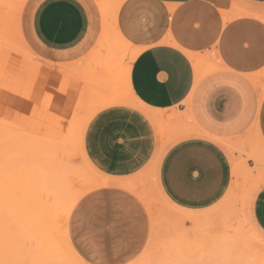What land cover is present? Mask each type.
Masks as SVG:
<instances>
[{"label": "rangeland", "instance_id": "374dc122", "mask_svg": "<svg viewBox=\"0 0 264 264\" xmlns=\"http://www.w3.org/2000/svg\"><path fill=\"white\" fill-rule=\"evenodd\" d=\"M19 1L10 3L7 0L0 8V264H78L70 256L65 239H62L65 236L74 253L85 264H264V234L255 227L250 215L252 196L264 183V148L259 142L254 138V144L237 150L239 156L234 157L236 165L232 168L230 189L219 203L204 210L181 209L170 203L158 187L152 161L132 177L115 179L103 175L99 171L101 166L110 170V164L100 159L98 164L89 160L84 148V133L91 119L93 133L94 127H98L106 117L112 120L111 111L127 105L94 110L100 107L104 98L102 94L105 92L98 90L102 77L112 74L115 78L120 65L111 66L114 70L109 67V73L105 72L107 74L92 83V60L89 56L85 60L87 64L85 61L75 62L84 64L80 68L50 77L49 70H62L66 63H52L54 61L28 48L35 55L34 59L21 50L15 40L12 23ZM97 47L100 48L98 52L107 50L104 55L107 58L121 62L119 52L108 46ZM104 65L108 64L99 66V69H104ZM130 65L128 62L122 71L124 80L128 78ZM125 87L110 91L115 97H128V105L136 108L137 103L128 95L130 86L127 81ZM68 110L75 112L69 118L75 124L74 132L69 129L72 125L68 130L63 127L64 135L61 137L60 123L55 120L59 123H56L57 129L51 121L57 116H52L57 111V114L62 113V118L69 117ZM175 118L176 115L171 114L166 120L162 115L158 131L151 123L159 140L155 158L158 155L161 158L170 146L168 142L172 134L180 131ZM64 121L62 126L71 123L68 118V125ZM56 137L62 140L65 137L64 142ZM56 140L60 146L64 143V150L60 148L62 152L58 151L60 146ZM65 150L68 158L63 155ZM61 153L67 159L61 157ZM254 156L260 157L261 169ZM122 164L125 163L115 162V166ZM70 166L71 169L66 170ZM57 167L64 171L63 174L68 171L69 182L61 183ZM103 180L114 185L91 188ZM62 190L69 191L70 195ZM42 192L44 194H39ZM59 196L65 198L64 201ZM41 200H48V207L54 205L58 212L55 210L54 213L50 207V213L37 211V203ZM27 211L32 214V233ZM42 213L53 223L46 221V224L40 220L39 223L38 217L44 218ZM174 213L184 214L187 218L176 222ZM34 228L35 232L40 229V233L36 232L38 239L43 237L40 242ZM52 231L55 235H50ZM44 237L51 241L50 245L47 243L49 246L45 244Z\"/></svg>", "mask_w": 264, "mask_h": 264}, {"label": "crops", "instance_id": "0c3cea01", "mask_svg": "<svg viewBox=\"0 0 264 264\" xmlns=\"http://www.w3.org/2000/svg\"><path fill=\"white\" fill-rule=\"evenodd\" d=\"M22 10L20 33L32 51L65 66H82L75 62L90 56L92 83L107 74L106 67L131 62L128 95L160 115L153 122L157 131L162 115L187 117L177 124L185 136L177 138L181 129L172 134L154 172L176 207L204 210L219 203L233 182L231 155L237 158V150L255 139L264 148V0H26ZM113 28L137 53L134 59L127 61L113 43ZM104 45L120 51L121 62L104 56L106 49L98 52ZM190 56L201 59L198 79ZM117 75L118 81L102 77V103L115 97L110 90L117 82L115 87L125 86V73ZM110 113L112 120L106 117L95 132L92 119L85 129L88 158L109 163L110 170H99L107 177L138 175L154 158L158 135L138 109L126 105ZM250 215L264 234V183L252 196Z\"/></svg>", "mask_w": 264, "mask_h": 264}, {"label": "bare ground", "instance_id": "6f19581e", "mask_svg": "<svg viewBox=\"0 0 264 264\" xmlns=\"http://www.w3.org/2000/svg\"><path fill=\"white\" fill-rule=\"evenodd\" d=\"M6 1L7 0H0V8L1 7H3V5H4V2L6 3ZM13 0H9V2L11 3ZM26 2V0H21V1H19V5H18V9H17V12H16V14H15V16L12 18V23L14 24V26H15V35H14V37H15V40L17 41V43H18V46L19 47H21V50L22 51H25V53L27 54V53H29L30 55H32L31 54V52L29 51V49H28V47L25 45V43H24V41H23V39H22V36H21V33H20V16H21V13H22V9H23V7H24V3ZM117 6H116V2H114V4H113V9L115 10V8H116ZM110 11H112L111 9H110ZM110 13V15H111V12H109ZM113 13V12H112ZM112 17H113V15H111ZM114 18V17H113ZM114 24V23H113ZM114 26V25H113ZM113 30H114V28H113ZM112 30V32H111V34H113L112 35V37H113V43L115 44V45H118V46H120L121 48H123L122 50H121V52H123L127 57H128V59H127V61L128 60H130V58L129 57H131V58H133L134 59V57H136V55H137V53L136 52H132V50H130V49H128V48H126V44H124V41H123V39L119 36V34H114V32H115V30L113 31ZM109 34L110 33H108V30H104V37H105V39L107 40V37L109 36ZM102 37V36H101ZM102 39V38H101ZM102 41V40H101ZM103 44H104V42H103ZM104 46H106V45H104ZM115 49V48H114ZM119 53H120V51H118ZM118 54V53H117ZM116 54V55H117ZM30 55H28V56H30ZM27 56V55H26ZM33 56V55H32ZM35 56V55H34ZM33 56V57H34ZM31 57V56H30ZM32 57V58H33ZM34 59H35V57H34ZM190 59L192 60V62H193V65H194V68L196 69L195 71H196V79H198L199 78V76L201 75L200 74V72H201V70H200V68H201V65H200V63H201V59H195L194 57H192V56H190ZM39 60V59H38ZM126 61V62H127ZM133 61V60H132ZM126 62H124V63H126ZM123 63V65H125ZM112 64V63H111ZM106 66V65H105ZM111 66V65H110ZM122 65H120V70H121V68L122 67H124V66H122ZM213 66V65H212ZM81 66H64L63 65V69L62 70H53V69H51V70H49L47 73H48V75L51 77V76H54V75H61V74H63L64 72H66V71H68V70H70V69H78V68H80ZM106 70H108V72L107 73H109V69H108V67H106L105 68ZM113 69V68H112ZM130 69V68H129ZM207 69V68H206ZM210 69V68H209ZM106 70H105V72H106ZM114 70V69H113ZM123 71V70H122ZM117 72V71H116ZM42 73V72H41ZM119 73V72H118ZM129 73V72H128ZM120 74H123V73H120ZM43 75V74H42ZM110 76L112 75V74H109ZM119 75V74H118ZM117 75V76H118ZM119 76H121V75H119ZM128 77H129V75H128ZM119 77H115V79L117 80ZM118 81V80H117ZM126 81H128V78H127V80ZM118 83V82H117ZM116 83V84H117ZM126 83V82H125ZM115 84V85H116ZM119 84V83H118ZM121 84V83H120ZM129 84V83H128ZM115 85H114V88H116V87H118V86H116L115 87ZM125 86H126V84H124ZM121 86V85H120ZM124 86V87H125ZM126 88V87H125ZM88 89L90 90V87H88ZM119 90V89H118ZM89 93H92V92H90L89 91ZM264 89H261V92H260V101L262 100V98H263V96H264ZM121 94V93H120ZM132 94V93H131ZM130 94V95H131ZM112 95V94H111ZM133 99V98H132ZM127 100H129L128 99V97L127 98H122V97H113V98H111V99H109V100H107V101H105L104 103H101V105H100V107H98L97 106V108L98 109H94V110H99V109H105L106 107H108V106H112V105H122V104H125L126 105V103H127V105H128V102H127ZM134 100V102H136L137 103V105H136V108L135 109H138L139 111H141L145 116H146V118L148 119V120H150L151 122H152V124H153V122L154 123H156V121L158 122V121H160L161 120V118H160V115L157 113V112H153L152 110H149V108H147V107H145L144 105H142L140 102H138V101H136V99H133ZM131 102V101H130ZM131 105V104H130ZM130 105H128V106H130ZM133 105V104H132ZM66 110V112H67V109H64V111ZM58 111H61L62 112V110L61 109H58ZM57 112V111H56ZM56 112H54L53 113V116H52V118L55 116H57L55 119H50L51 121H52V124H53V122H54V125L56 126V128L58 129V127H57V124H59L60 123V125H59V129L61 130V129H64V128H67V130H68V127H70L71 125L73 126H71V128H69V129H72V130H70V131H73L74 132V125L75 124H73V121H70V116H71V113L72 114H74L75 112L74 111H71L70 112V110H68V112L70 113L69 114V117L68 116H65L64 118H62V113L61 112H59V114H57ZM61 113V114H60ZM92 113H94V112H92ZM57 114V115H56ZM67 115H68V113H66ZM75 115V114H74ZM74 115H72V116H74ZM64 116V115H63ZM76 116H77V114H76ZM189 117V116H188ZM61 118L63 119L62 121H60L61 120ZM67 118H68V120L71 122L70 123V125L69 126H62V125H64L65 123H63V121L64 120H66V123L68 122L67 121ZM70 118V119H69ZM57 119H58V121H59V123H57V122H55V120L57 121ZM74 119H75V117H74ZM186 119H187V117H182L181 115H176V118L174 119L175 121H177V124L179 125V123H183L184 121H186ZM54 120V121H53ZM76 121V120H75ZM175 121H174V123H175ZM65 122V121H64ZM57 123V124H56ZM62 124V125H61ZM69 124V122L67 123V125ZM64 127V128H63ZM77 128V127H76ZM257 130V129H256ZM62 131V130H61ZM67 132H69V131H67ZM58 133H60V132H58ZM178 133H181V134H179V136L177 137V138H183L184 136H185V134H186V132L184 131V130H182L181 132H178ZM68 134V133H67ZM64 134H63V131H62V133H61V137L63 136ZM252 135H257V133H255V131H253V134ZM57 136V135H56ZM68 136H69V134H68ZM70 136H72V135H70ZM74 136V135H73ZM64 138L65 137H63V140H62V142H64ZM70 138V137H69ZM55 139H58V137H56ZM60 139H58V141H61ZM57 141V140H56ZM58 141L57 142H55V143H58ZM66 141V140H65ZM59 144V143H58ZM58 144H55L54 146H56L57 148H58ZM62 144H64V143H62ZM62 144H61V146H60V144H59V150L58 151H60V152H62L61 150H60V148H63V147H65V146H63L62 147ZM68 144H66V146H67ZM69 145H71V144H69ZM52 146H53V144H52ZM222 146L225 148V149H227V146H225V144L223 145L222 144ZM69 147V146H68ZM67 148V147H66ZM70 149V148H69ZM54 150H55V148H54ZM63 150H64V148H63ZM56 151H57V149H56ZM59 152V153H60ZM66 152H67V150H65V153L63 154V153H61V157L63 156V155H67L66 154ZM63 154V155H62ZM87 156V155H86ZM69 156L67 155V158H68ZM231 157H232V163H233V165L235 166L236 165V160L233 158V155H231ZM63 158H64V156H63ZM63 158H62V160H63ZM67 158H64V159H67ZM83 159V158H82ZM61 160V159H60ZM257 161H258V163H260L259 161L260 160H258L257 159ZM67 162V161H66ZM153 162V163H152ZM152 167L154 168V172L156 173L157 171H158V167H159V164H160V160H159V156H157L156 158L154 157V161L152 160ZM56 163H57V161H56ZM68 163V162H67ZM65 163H63V165H64ZM69 164H70V161H69ZM86 166H88V165H86ZM66 167H68L67 165H66ZM88 167H90V165L88 166ZM95 167V166H94ZM58 168V172H59V176L62 178V179H60V181H61V183L64 181V183L65 182H69L68 181V171L65 173V174H63L62 172H64V171H62V170H59V167H57ZM96 168V167H95ZM69 170V169H71V166H70V168H66V170ZM73 171H75L74 169H73ZM99 172V171H98ZM74 174V172H72L71 171V174ZM94 173V172H93ZM96 173H97V171H96ZM97 174H99V173H97ZM101 175V174H100ZM156 175V174H155ZM42 176H44V175H42ZM46 176V175H45ZM56 179V178H55ZM71 179H72V175H71V178L69 179L70 181H71ZM56 181V180H55ZM57 181H59L58 180V178H57ZM156 181V180H155ZM60 182H59V184H61ZM105 184H112V183H110V182H106V181H100V183H95V184H93V185H91V188L92 187H101V186H103V185H105ZM52 185H54V184H52ZM68 185V184H67ZM33 187V186H32ZM53 188V187H52ZM62 188H63V186H62ZM67 188V187H66ZM65 188V189H66ZM65 189H63V190H65ZM87 189H90V188H87ZM86 189V190H87ZM30 190V189H29ZM32 190V189H31ZM59 190V189H58ZM61 190V189H60ZM59 190V191H60ZM62 190V191H63ZM69 190V189H68ZM92 190V189H91ZM28 191V190H27ZM26 191V192H27ZM40 191V190H39ZM70 191V190H69ZM68 191V192H69ZM72 191V190H71ZM84 191H85V189H84ZM49 192V191H48ZM64 192V194L66 193V194H69L67 191H63ZM38 194V193H37ZM39 194H44V192H42V193H39ZM49 194H51V192L50 193H48V195ZM55 194V193H54ZM57 194V193H56ZM30 195V194H29ZM34 195H36V194H34ZM47 195V194H46ZM62 195H63V193H62ZM70 195V194H69ZM68 195V197H70ZM79 195V194H78ZM31 196H32V194H31ZM30 196V197H31ZM40 196V195H39ZM38 196V197H39ZM77 196V195H76ZM27 197V196H26ZM34 197V196H33ZM60 197V196H59ZM64 197H67V196H65L64 195ZM72 197V196H71ZM35 198V197H34ZM41 197H39V199H40ZM60 198H62V200L63 199H65V198H63V197H60ZM73 198V197H72ZM44 200H45V198H43ZM49 199V198H48ZM55 199V198H54ZM59 199V198H58ZM57 200V199H56ZM75 200V199H74ZM35 201H37V199L35 200ZM50 201V200H49ZM64 201V200H63ZM23 202V201H22ZM25 202V201H24ZM48 200L46 201V202H44L43 200H41V201H39L38 203H37V211H43V212H45V211H48V208L50 207L51 208V210H54L53 212L54 213H56V212H58L57 211V207H55L54 208V205L51 207V205H49V207H48ZM33 204V203H32ZM62 204V203H61ZM70 204V203H69ZM68 204V205H69ZM72 204V203H71ZM67 205V206H68ZM65 206H66V203H65ZM71 206V205H70ZM32 207V206H31ZM39 208V209H38ZM67 208V207H66ZM32 209V208H31ZM42 209V210H41ZM30 210V209H29ZM55 210H56V212H55ZM26 211V210H25ZM25 211H24V213H25ZM30 212V211H29ZM29 212L27 211V213L28 214H26L28 217H27V219H28V222H30V223H28L29 225H31V223H32V214L30 213L29 214ZM31 212H32V210H31ZM49 213H50V210L48 211ZM69 212V211H68ZM39 213V212H38ZM53 213V214H54ZM70 213V212H69ZM40 214V213H39ZM45 213H42L41 215H42V217H43V215H44ZM59 214V213H58ZM25 215V216H26ZM31 215V216H30ZM57 214H55V215H53V216H56ZM66 215V214H65ZM70 215V214H69ZM173 215H175V216H173V218H174V220L176 221V222H183V219H185V218H187L184 214H176V213H174ZM38 216V215H37ZM62 216H64V215H62ZM177 216V217H176ZM31 217V218H30ZM64 217H66V216H64ZM34 219V218H33ZM51 218H47L46 219V216L44 215V218L42 219H40V216L38 217V221L40 220L41 222H43V221H45L44 223H46V221H47V223L48 222H52L53 223V220L51 221L50 220ZM54 219V218H53ZM49 220V221H48ZM55 220V219H54ZM64 220V219H63ZM40 221H39V223H40ZM56 221H57V219H56ZM46 223V224H47ZM46 226V225H45ZM49 226V225H48ZM50 226H52V225H50ZM54 226V225H53ZM59 226V227H58ZM56 225V227L57 228H60V225ZM46 228V227H45ZM65 228H62V230H64ZM67 229V228H66ZM33 230V226L31 225V228L29 227V231H31V233L33 232L32 231ZM39 231H40V229H38ZM52 229H50V231H51ZM59 230H61V229H59ZM39 231H36L37 233L39 232ZM34 232H35V228H34ZM36 232H35V234H36ZM43 232V231H42ZM47 232H49V230H47ZM57 232V234H58V231H56ZM40 233V232H39ZM45 233V232H44ZM52 233H53V231L50 233V235H52ZM64 233V232H63ZM63 233H61L60 235H62ZM35 234H34V236H35ZM49 233H47V235H48ZM37 235V239H38V235L39 234H36ZM53 235H55V233H53ZM46 236V235H45ZM63 236H65L64 234H63ZM62 236V237H63ZM50 237H52V236H50ZM41 238H43V237H41ZM41 238H39V239H41ZM38 239V240H39ZM47 239H48V236H47ZM62 239H65V242H66V244H67V248L69 249V251H70V253H71V255L70 256H73V259L75 258L78 262H76V263H81V264H85L82 260H81V258H79L75 253H74V251L72 250V248H71V246H70V243H69V241H68V239H67V237L65 236V238H62ZM61 239V240H62ZM44 240H46V238L44 237ZM8 241V240H7ZM10 242H11V240H9ZM41 240H39V242H40ZM47 241V240H46ZM45 242V241H44ZM49 242V245L51 244V241H47V242H45V244L47 245V246H49L47 243ZM63 244V243H62ZM65 244V243H64ZM61 247H62V245H61ZM57 248V247H56ZM45 249V248H44ZM60 249V248H59ZM39 250V249H38ZM62 250H64V249H62L61 248V251ZM65 251H67V250H65ZM41 252V251H40ZM68 252V251H67ZM67 252H62V253H67ZM66 256V255H65ZM69 256V257H70ZM41 257V256H40ZM69 259V258H68ZM76 260H74L73 262H75ZM71 261V260H70ZM72 262V261H71Z\"/></svg>", "mask_w": 264, "mask_h": 264}]
</instances>
